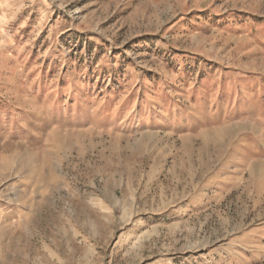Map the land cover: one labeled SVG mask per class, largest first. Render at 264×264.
Masks as SVG:
<instances>
[{
	"label": "rangeland",
	"instance_id": "obj_1",
	"mask_svg": "<svg viewBox=\"0 0 264 264\" xmlns=\"http://www.w3.org/2000/svg\"><path fill=\"white\" fill-rule=\"evenodd\" d=\"M0 264H264V0H0Z\"/></svg>",
	"mask_w": 264,
	"mask_h": 264
},
{
	"label": "bare ground",
	"instance_id": "obj_2",
	"mask_svg": "<svg viewBox=\"0 0 264 264\" xmlns=\"http://www.w3.org/2000/svg\"><path fill=\"white\" fill-rule=\"evenodd\" d=\"M204 199V198H203Z\"/></svg>",
	"mask_w": 264,
	"mask_h": 264
}]
</instances>
